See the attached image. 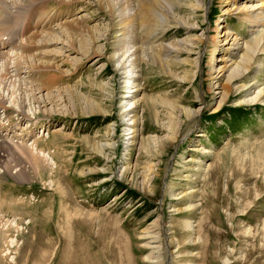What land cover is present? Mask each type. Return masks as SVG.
I'll use <instances>...</instances> for the list:
<instances>
[{"label": "rangeland", "instance_id": "374dc122", "mask_svg": "<svg viewBox=\"0 0 264 264\" xmlns=\"http://www.w3.org/2000/svg\"><path fill=\"white\" fill-rule=\"evenodd\" d=\"M222 1L0 0V264H264V22Z\"/></svg>", "mask_w": 264, "mask_h": 264}, {"label": "bare ground", "instance_id": "6f19581e", "mask_svg": "<svg viewBox=\"0 0 264 264\" xmlns=\"http://www.w3.org/2000/svg\"><path fill=\"white\" fill-rule=\"evenodd\" d=\"M232 1H234V0H223L222 1V3H223V6H226V4L227 3H229L228 5L229 6H227L224 10H223V12L224 13H229V12H231V11H235L234 13H239V15L240 14H244L241 18L243 19V22H246V21H249L250 23H251V25H257V24H259V23H261V22H264V13H263V9H264V0H244V3L241 5V6H235L233 3H232ZM144 5V4H143ZM141 7H142V5H141ZM143 8V7H142ZM148 11H150V10H148ZM151 12V11H150ZM142 14H144L143 12H142ZM224 19L222 18L219 22H218V24H217V27H216V29H214V31L215 32H217V34H214V38H215V40L217 41H219V42H221V44H226V46L224 47L225 49V51L227 52V51H230V49H232L230 46H232V45H234V44H237V41H236V35L235 36H233V34H230L229 35V32L227 31V29H226V27L224 26V25H220L219 26V24H220V22H222ZM218 27H220V32L217 30L218 29ZM219 32V33H218ZM217 36H219L220 37V39H216V37ZM230 40H232V42H230ZM4 43V42H3ZM246 47V46H245ZM247 47H249L248 45H247ZM246 47V48H247ZM251 47V46H250ZM250 47L248 48L249 50H250ZM252 48V47H251ZM254 48V47H253ZM254 50V49H253ZM252 50V51H253ZM247 51V50H246ZM252 51H250V52H252ZM255 51V50H254ZM246 53H248V52H246ZM253 53V52H252ZM215 56V55H214ZM213 56V59L215 58ZM247 56H249V55H247ZM250 58V57H249ZM212 59V60H213ZM247 60V58H243V59H241L242 61H240L239 63H244V61L243 60ZM126 60V59H125ZM216 60H217V57H216ZM245 60V61H246ZM250 60V59H249ZM211 61V60H210ZM226 62V61H225ZM210 65H211V63H210ZM239 65H241V64H236L235 63V66H239ZM212 66V65H211ZM128 68L126 69V71H127V73L126 74H124V79H129L130 78V81H132L131 82V84L128 86V89H129V91H130V93H126L127 94V96H126V94L125 95H121L120 96V99H125V101L127 102V103H132L133 104V107L132 108H134L135 107V102H137L136 100L135 101H133L132 102V98H133V92L136 90V89H132L133 87H135L136 85H135V79H134V77H135V75L134 74H132V68L130 67V64L127 66ZM225 67H226V64H224L223 66H220L219 65V67H218V69L216 68H214V77H216L218 74H219V72L220 71H224V69H225ZM245 68H247V67H245ZM235 69V68H234ZM234 69H233V71H234ZM237 70H239L238 68H237ZM242 70V69H241ZM240 70V71H241ZM244 70V69H243ZM211 71V70H210ZM231 72H232V70H231ZM235 72V71H234ZM213 73V72H212ZM238 73V72H237ZM240 73V72H239ZM222 74V73H221ZM220 74V75H221ZM236 76V75H235ZM232 77V74H230L229 72H228V75L226 76V85H222V87H221V89H222V91H220V92H218V95L219 96H221L220 98H221V100H223L226 96H227V94H226V90L225 89H228V86H231V85H229L231 82V78ZM123 82H125V80H123L122 81V83ZM257 83H259V80L257 81V82H255V83H253L252 85H255V84H257ZM120 87H122V88H125V87H127V85H122V86H120ZM263 89L264 88H258V90H256V92L253 94V96L252 97H249L248 99H245V101L247 100V101H255V100H258L259 98V96L263 93ZM126 91H128L127 89H126ZM126 91H123L122 93H124V92H126ZM21 97V96H20ZM126 98H128V99H126ZM220 100V101H221ZM130 101V102H129ZM129 119H131L130 120V125H133V124H135V122H136V116L134 117V115L133 116H131V118H129ZM129 125V124H128ZM124 130H126V129H124ZM147 235V234H146Z\"/></svg>", "mask_w": 264, "mask_h": 264}]
</instances>
